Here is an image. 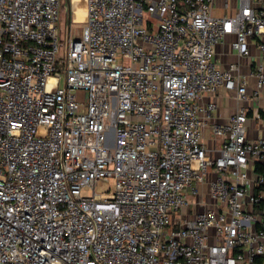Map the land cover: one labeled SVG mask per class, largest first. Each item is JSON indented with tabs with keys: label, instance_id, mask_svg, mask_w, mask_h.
<instances>
[{
	"label": "built area",
	"instance_id": "built-area-1",
	"mask_svg": "<svg viewBox=\"0 0 264 264\" xmlns=\"http://www.w3.org/2000/svg\"><path fill=\"white\" fill-rule=\"evenodd\" d=\"M253 1L84 0L63 40L64 0H0V264H264ZM228 35L240 57L262 38L249 73L217 64Z\"/></svg>",
	"mask_w": 264,
	"mask_h": 264
},
{
	"label": "crops",
	"instance_id": "crops-1",
	"mask_svg": "<svg viewBox=\"0 0 264 264\" xmlns=\"http://www.w3.org/2000/svg\"><path fill=\"white\" fill-rule=\"evenodd\" d=\"M255 6H259L258 0L253 1ZM241 6V0H215L213 8V14L218 17L232 16L235 15ZM235 39L234 35H228L224 42L217 46L216 60L217 64L224 68L227 67L229 62L240 60L242 62L243 72L249 73L254 68L257 62H260V53L257 48V44L262 38L252 37L250 39V51L251 56L240 57L237 52L232 49L231 42ZM264 40V38H263ZM235 52V54H233ZM219 62V63H218ZM253 80V79H252ZM214 99L219 104V109L216 117L214 118L217 122H225L227 118L236 112L237 106L239 105L233 97L227 96L224 90H221ZM205 100V99H204ZM264 106V98L261 101ZM249 120V136L253 139L258 137H264V129H259L258 122L254 119V112H250ZM206 134H210L209 129L206 130Z\"/></svg>",
	"mask_w": 264,
	"mask_h": 264
},
{
	"label": "rangeland",
	"instance_id": "rangeland-1",
	"mask_svg": "<svg viewBox=\"0 0 264 264\" xmlns=\"http://www.w3.org/2000/svg\"><path fill=\"white\" fill-rule=\"evenodd\" d=\"M86 20L84 0H64V8L61 15V23L59 25L63 40L68 36H74L81 31V27ZM235 54V52H233ZM219 63V62H218ZM79 101L85 100L83 91L77 92ZM109 184L105 183L96 190L98 193L107 191ZM85 194H92V191H84ZM190 200H195L194 196H190Z\"/></svg>",
	"mask_w": 264,
	"mask_h": 264
},
{
	"label": "water",
	"instance_id": "water-1",
	"mask_svg": "<svg viewBox=\"0 0 264 264\" xmlns=\"http://www.w3.org/2000/svg\"><path fill=\"white\" fill-rule=\"evenodd\" d=\"M79 35H80V33L76 34L77 39H78Z\"/></svg>",
	"mask_w": 264,
	"mask_h": 264
}]
</instances>
